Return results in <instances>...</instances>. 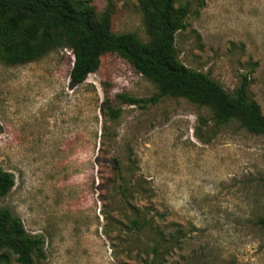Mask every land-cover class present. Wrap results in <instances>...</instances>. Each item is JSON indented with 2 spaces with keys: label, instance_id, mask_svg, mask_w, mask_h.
Here are the masks:
<instances>
[{
  "label": "rangeland",
  "instance_id": "1",
  "mask_svg": "<svg viewBox=\"0 0 264 264\" xmlns=\"http://www.w3.org/2000/svg\"><path fill=\"white\" fill-rule=\"evenodd\" d=\"M73 1L149 43L141 0ZM202 1L176 60L231 96L245 76L264 116V0ZM72 63L68 48L0 59V167L14 176L0 209L43 238L33 264H264V134L181 97L130 105L158 90L118 54L76 86Z\"/></svg>",
  "mask_w": 264,
  "mask_h": 264
},
{
  "label": "trees",
  "instance_id": "2",
  "mask_svg": "<svg viewBox=\"0 0 264 264\" xmlns=\"http://www.w3.org/2000/svg\"><path fill=\"white\" fill-rule=\"evenodd\" d=\"M175 2L141 0L150 22V41L146 44L134 33L115 34L108 14L94 20L91 12L80 9L73 0H0V59L10 65L26 64L50 51L68 48L73 55L69 78L76 86L98 69L102 55L118 54L158 90L150 100L122 95L130 105L155 103L165 96L181 97L212 109L218 124L236 120L250 133L264 134V116L248 98L245 76L231 96L207 74L176 60L175 35L185 29L191 0L177 7ZM114 164L119 170V162L114 160ZM13 186L14 176L0 167V197ZM258 223L264 228V219ZM43 244L41 236L27 234L18 218L0 209V263L8 264L9 256L2 252L8 250L17 256L19 264H33L35 252Z\"/></svg>",
  "mask_w": 264,
  "mask_h": 264
}]
</instances>
